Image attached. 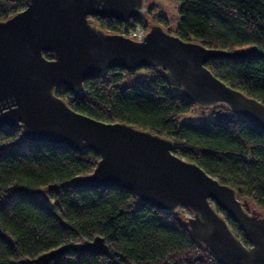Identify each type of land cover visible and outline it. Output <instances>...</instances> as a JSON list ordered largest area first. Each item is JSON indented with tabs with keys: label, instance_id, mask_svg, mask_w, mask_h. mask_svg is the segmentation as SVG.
<instances>
[{
	"label": "trees",
	"instance_id": "trees-1",
	"mask_svg": "<svg viewBox=\"0 0 264 264\" xmlns=\"http://www.w3.org/2000/svg\"><path fill=\"white\" fill-rule=\"evenodd\" d=\"M178 1V23L166 30L208 47L230 50L254 44L264 49V0ZM23 6V0H0V19ZM145 15L151 22L166 24L152 0ZM143 18L133 17L128 24ZM93 19L108 31H118L123 24L113 17ZM43 55L50 57L48 51ZM205 65L264 103L260 57H213ZM148 69L151 76L135 79L134 71L111 67L85 78L78 94L63 84L56 85L54 92L75 111L168 136L175 153L233 186L244 209L264 213V133L223 104L216 106L219 113L207 122L177 123L176 114L193 103L166 80L162 68ZM97 158L91 149L73 151L64 144L25 139L19 128H0V264H22L96 235L103 237V252L68 248L44 264H218L182 224L181 209L166 214L120 187L72 183L75 175L90 171ZM44 184L56 199L51 206L27 189ZM224 217L228 224L234 223ZM231 229L247 242L241 231Z\"/></svg>",
	"mask_w": 264,
	"mask_h": 264
},
{
	"label": "water",
	"instance_id": "water-1",
	"mask_svg": "<svg viewBox=\"0 0 264 264\" xmlns=\"http://www.w3.org/2000/svg\"><path fill=\"white\" fill-rule=\"evenodd\" d=\"M23 1L22 8L0 19V128H19L25 139L64 144L73 151L93 150L98 155L95 165L75 175L72 183L120 187L166 214L185 208L190 214H184L182 224L218 264H264V213L244 209L233 186L175 153L168 136L75 111L54 92L63 84L78 94L85 78L111 67H160L191 103L202 108L223 104L264 133V103L205 65L213 57L257 56L264 61V49L254 44L230 50L208 47L158 22L148 23L144 34L134 39L102 29L93 19L113 17L127 24L147 13L148 0ZM218 207L235 221L247 242L234 234ZM68 248L101 253L105 245L96 235L22 264H44Z\"/></svg>",
	"mask_w": 264,
	"mask_h": 264
},
{
	"label": "rangeland",
	"instance_id": "rangeland-1",
	"mask_svg": "<svg viewBox=\"0 0 264 264\" xmlns=\"http://www.w3.org/2000/svg\"><path fill=\"white\" fill-rule=\"evenodd\" d=\"M156 8L161 11V13L166 17L167 21L166 24L162 23L163 28L173 29L176 27L178 23V0H152ZM151 23V21L149 22ZM151 71L146 67H141L136 69L133 72V77L135 79H143L151 76ZM169 88H175V86H169ZM219 113V108H202L196 104H192L188 109L180 111L176 114L175 120L177 123H191V124H200L207 122L211 119H214L217 114ZM28 190L32 191L34 195H36L39 199H41L43 202H45L47 205L51 206L56 199L49 195L48 193V185H38V186H32L27 187ZM184 214H190V212L182 208L181 209ZM218 211L226 216V212L218 207ZM231 228H233L236 232L240 233V229L237 226V224L233 222L229 223ZM241 234L243 235L242 231Z\"/></svg>",
	"mask_w": 264,
	"mask_h": 264
},
{
	"label": "built area",
	"instance_id": "built-area-1",
	"mask_svg": "<svg viewBox=\"0 0 264 264\" xmlns=\"http://www.w3.org/2000/svg\"><path fill=\"white\" fill-rule=\"evenodd\" d=\"M143 17L141 22L132 25L123 23L117 32L123 33L134 39L140 38L146 31L147 25L150 22V15H145Z\"/></svg>",
	"mask_w": 264,
	"mask_h": 264
}]
</instances>
